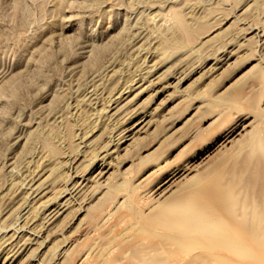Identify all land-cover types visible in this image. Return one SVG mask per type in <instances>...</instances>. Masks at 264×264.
<instances>
[{
    "label": "rangeland",
    "instance_id": "374dc122",
    "mask_svg": "<svg viewBox=\"0 0 264 264\" xmlns=\"http://www.w3.org/2000/svg\"><path fill=\"white\" fill-rule=\"evenodd\" d=\"M210 172L227 230L254 231L238 263L264 264V0H0V264L179 238L138 231L210 205ZM184 235L176 263L217 250Z\"/></svg>",
    "mask_w": 264,
    "mask_h": 264
},
{
    "label": "bare ground",
    "instance_id": "6f19581e",
    "mask_svg": "<svg viewBox=\"0 0 264 264\" xmlns=\"http://www.w3.org/2000/svg\"><path fill=\"white\" fill-rule=\"evenodd\" d=\"M213 173L214 172H210L208 176L206 175L202 179H199V182H196L202 186L201 191H204V193L208 195L207 197L211 202L210 205L207 207L200 205L187 206L180 201H176V206L181 209L179 213L169 212L165 209H162L156 214H151L152 216L150 215L148 217L149 223L145 224L141 230L138 231V234L144 236L152 235L153 237L155 234H153L152 229L155 227H161L163 229L165 225V227L168 229L173 227L171 225L172 223H183L186 227L185 231L187 233L195 232L203 236L206 240L213 241L217 247V250L210 254L197 252L196 255L193 254L190 257L187 256L184 259L181 258V264H212V260L210 261L212 257L217 258V260L213 262H218L219 264H239L238 259L241 258L240 256H242V254H244L242 253V251H244L243 249H246L247 251L249 248L251 250L256 248V245H254L255 241H253L254 231L252 229L251 231L248 230L246 232H243L244 229L243 231L241 229H234L233 232H229L227 230L226 227L229 226L231 219L226 221L227 224H225V221L220 219L223 216V206L221 203L225 198L222 196L219 190L221 179L218 175L213 176ZM203 195L206 197L205 194ZM219 215L222 216L219 217ZM166 217H169L172 220L170 221L172 223L169 222L170 224H166V222H164ZM232 224H234L232 226L237 228V224L235 222ZM185 231H181L182 234L177 232V234L179 233L181 237H184V234L186 233ZM179 238L176 236L163 237L160 242L150 246H145L144 243L137 244L132 248L130 247L131 249L129 252H122L120 254V259L111 264H120V262L123 260L124 261L122 264H179L175 262L177 260H175L172 256H169L172 254L173 250H176L177 252H181L183 250L182 248L178 247V244H176L178 243L177 239ZM112 241H114V239H112ZM120 244H122V242ZM226 247L231 249L233 254L232 257L223 255V252L219 249ZM130 253L131 255L128 257V254ZM252 253L254 254V252ZM256 256H259V254H256ZM259 257L255 259L260 260L258 259ZM252 258L254 259V256ZM257 260H253L250 264H257Z\"/></svg>",
    "mask_w": 264,
    "mask_h": 264
}]
</instances>
